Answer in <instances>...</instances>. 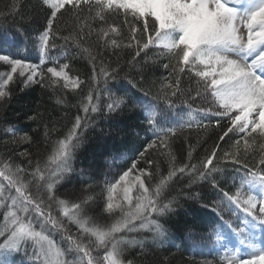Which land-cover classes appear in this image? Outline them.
I'll return each mask as SVG.
<instances>
[{
    "label": "snow or ice",
    "instance_id": "snow-or-ice-1",
    "mask_svg": "<svg viewBox=\"0 0 264 264\" xmlns=\"http://www.w3.org/2000/svg\"><path fill=\"white\" fill-rule=\"evenodd\" d=\"M38 7L46 14V26L38 37L41 64L47 58L53 28L58 18L71 13L79 20L81 13L87 12L91 19L106 23L107 15L115 14L119 17L122 10V25H127L129 29L128 42L123 46L131 48L134 42L138 49L133 60L140 56L141 51L155 46L162 50L161 55L168 58L169 62L164 63L163 67L171 68V72L178 75L174 82L162 85L152 100L140 101L137 105V101L128 97L126 90L120 89L115 83L119 78L117 70H106L99 53L90 57L93 64V83L89 85L78 104L84 116L77 114L74 117L65 136L54 143L44 168L39 162L31 173L23 167H13L10 163L0 166V178L7 182L5 185L0 181V207L6 209L3 217L5 228L0 231V264H9L8 257L12 253L18 254L22 248L27 254L28 247L33 249V256L39 264H133L130 260L124 261L125 252L137 245L143 248L144 242L134 237L129 239L127 234L147 230L152 233L154 242L163 244L168 238V228L165 225L170 222L171 215L178 206L177 197L168 196L171 184L176 178L188 176L189 184L208 181L213 188H219L216 174H221L218 166L221 160L240 165L244 170L242 175L233 178L234 183L239 181L237 192L232 195L223 192V196L230 203L243 207L246 217L251 218L247 223L236 225L233 231L248 240L245 230L251 232L256 227L264 230V0H38ZM13 9L16 10L15 5ZM245 30L246 38L243 35ZM17 31L21 32L23 29ZM110 33L116 37L123 35L121 26L113 24L96 30L97 41L103 48L119 49L121 40L109 38ZM90 35L91 29L85 33L81 28L79 39H63L71 38L79 44L80 39ZM0 38L6 39L7 33H0ZM98 57L101 65L99 74L104 78V92L108 93V102L103 106L100 104L101 94L97 91ZM0 62L10 68V71L0 72V100L5 102L10 96L8 85L16 74L20 78L22 91L33 83L52 87L60 80L64 81L63 88L75 91L85 83L79 77L68 75V63H62L58 68L48 67L46 73L51 74L49 77L40 69V65L10 55L0 54ZM186 71L197 78L201 87L197 89L196 96H189L185 103L201 96L206 99L210 96V106L198 111L219 117L220 119L214 122L217 127L223 120L228 121L229 126L222 131L220 141H225L226 137L239 138L232 146L235 151H224L223 157H220L217 144L199 164L191 163L192 146L189 145L188 162L177 165L169 143V138L175 137L177 132V128L172 125L179 124L180 127L191 128L192 123L185 122L182 115L174 113L175 102L172 98H178L179 74ZM109 80L113 81L111 87L108 86ZM46 81L50 82L45 83ZM112 88H115L117 93L123 91L124 94L113 95ZM144 95L149 93L145 92ZM161 99L163 104L153 102ZM57 102L65 101L58 99ZM127 103L141 108L140 117L154 135V139L147 143L139 155L144 156L148 149L159 146L166 150L162 155L169 157V168L167 175L160 176L158 182L153 185L146 181L152 180L151 169L156 162L149 159L146 161L148 167L138 168L137 162L134 161L114 182L106 181L104 211L118 215L113 216L109 225H97L84 214L83 205L92 199L91 196L69 204L68 201L55 197L54 186L62 179L71 178L75 149L82 142L81 130L87 126L89 114L103 115L106 110L111 116L121 105L126 106ZM29 119L35 120L36 117ZM211 123L212 121L203 125L197 123L196 127L206 128ZM6 131L18 143L31 142L32 138L27 134L17 139V129L14 127H9ZM44 135H49L47 125ZM257 138L261 141L258 158L254 155L249 160L247 152L241 156V140L247 149L256 143ZM29 164L31 165V161ZM52 165L54 167H49ZM239 171L240 169H237V172ZM134 172L138 174L133 175ZM83 173L82 169L81 174ZM156 173L159 174L158 164ZM27 175H31L33 179L26 180ZM40 181H44L43 187L48 194L47 203L39 196ZM33 182L38 186L35 197L27 192ZM6 187L9 192L14 189L16 195L6 196ZM241 189L255 194L242 197ZM133 190L137 193L134 197ZM118 191L123 193L122 198L114 202V193ZM53 204L59 208L63 217L78 226L81 234H87V244L70 234L64 223L54 217ZM35 217L39 218L38 227ZM224 227L222 223L221 230ZM61 229L65 230L64 238L68 241L66 249L51 236V231ZM250 247L252 250L248 258L228 254L227 264H264V244L256 248L255 243L250 242ZM94 248H103L106 253L102 258H97L92 254Z\"/></svg>",
    "mask_w": 264,
    "mask_h": 264
},
{
    "label": "trees",
    "instance_id": "trees-1",
    "mask_svg": "<svg viewBox=\"0 0 264 264\" xmlns=\"http://www.w3.org/2000/svg\"><path fill=\"white\" fill-rule=\"evenodd\" d=\"M14 5L16 10L13 9ZM122 21V10L119 17L115 14L107 15L106 23L91 19L87 12L81 13L79 20L71 13H66L57 19L45 59L47 62L44 61V63L49 66H53V63H58V65L68 63L70 65L69 69H66L68 75L73 78L79 77L85 83L75 91L63 88V84L60 82L52 87L33 83L22 91L20 78L15 76L8 87L10 96L6 98V102L0 100V166L10 163L13 167H23L28 173H31L39 162L40 166L44 168L54 143L65 136L77 114L84 116L78 104L81 97L86 94L89 85L93 83L91 81L93 68L91 56H96L99 53L103 58V67L106 70L109 72L113 69L117 70L119 78L115 83L119 85L120 89L126 90L127 96L134 98L137 105L140 101L152 100L161 90L162 85L177 79L178 74L172 73L171 68L163 67V64L169 61L166 56L161 55L162 50L149 47L141 51L140 56L133 60L138 49L134 42L131 48L123 46L128 42L129 29L127 25H122ZM129 22H131L130 16ZM113 24L121 26L123 35L116 37L115 34L110 33L109 38L121 40V47L119 49L103 48L97 41L96 30ZM45 26L46 14L40 11L38 0H0V33L6 32L7 37H12L14 42L10 49L13 50L12 53L16 55V58L40 63V60H35V58L40 56L38 37ZM81 28L85 33L91 29V35L80 39L79 44L71 38L63 39V37L79 39ZM18 29H23V31L18 32ZM4 42L5 39L0 38V46H4ZM53 44L55 47H51ZM84 49H88V51H84ZM60 53L65 55L62 63L57 62ZM100 67L98 57L96 69L99 85L97 91L101 94V100H106L108 93L104 92V78L99 74ZM3 71V68H0V72ZM179 78L180 93L178 98H172L175 102L174 113L181 115L182 112L188 110L202 117L200 124L203 125L208 121H212V123L206 128H197L196 125H192L191 128H178L177 124L172 125L177 128V132L175 137L169 138V143L172 154L176 157V164L188 162L189 145L192 146L191 163L195 164H199L217 144L220 157H223L224 151H235L236 149L232 146L239 137L231 139L226 137L225 141L219 140L222 131L229 126L228 121L223 120L217 127L214 122L220 119L219 117L208 116L198 111L200 108L210 106V96L207 99L201 96L185 103L189 96H196L197 89L201 87L197 83V78L187 71L184 74H179ZM112 84L113 81L109 80L108 86L111 87ZM133 85L136 86L133 87ZM112 90L116 91L115 88ZM145 92H148L149 95L145 96ZM123 94V91L116 93V95ZM58 99L65 102L58 103ZM153 102L163 104L162 99ZM140 113L141 108L134 107L132 103H127L126 106L121 105V108L111 116L106 113V110L103 115L90 113L88 122H86L87 126L81 130L82 142L75 149L74 171L70 173L71 178L62 179L54 186L55 197L64 199L69 204L91 196L92 199L83 205L84 213L97 225L111 224L113 219L110 221L109 218L118 215V213L109 214L104 211L102 190H104L103 185L106 180L101 175L92 178L84 177L80 175L82 169L102 172L103 169L110 168L112 174L109 178L115 180L123 171L130 168L134 161L137 162L138 168H146L148 167L146 161L150 159L156 163L151 169L153 178L146 183L154 185L160 176L167 175L169 157L162 155L166 152L165 149L157 146L148 149L144 156L139 155L151 141L152 135V131L141 119ZM33 116L36 117L35 120L29 119ZM45 125L49 129L47 137L44 135ZM9 127L17 129V139L19 136L27 134L32 138L31 142H16L6 131ZM260 143V139L257 138L255 144L245 149L243 140H241L240 155L243 156L247 152L249 160L254 155L258 158ZM29 161H31V165ZM157 164L159 165V174L156 173ZM218 166L221 169V174H216L219 188H213L208 181L189 184L188 176L175 179L168 192L169 198L176 196L178 200V206L175 208L174 214L171 215L170 222L165 225L168 228L169 240L160 244L153 241L150 232L133 233L134 238L146 241L143 248L139 245L128 248L123 257L125 262L130 260L133 264H226L215 254H207L203 247L209 245V235L214 226L217 227L222 220L227 218L221 202L224 198L223 192L233 194L235 186L232 179L237 173V169L244 170L240 165L232 164L230 161L225 163L221 160ZM25 179L32 180L33 178L31 175H27ZM43 185L44 181H40L39 196L47 203L48 194ZM37 188V184L33 182L29 185L27 192L35 197ZM52 211L54 217L64 223L65 229L70 234L79 238L83 243H88L87 234H81L78 226L63 217L55 204H53ZM0 231L2 230L0 229ZM53 231L59 236L55 240L60 241L59 245L66 249L68 241L64 238L65 230ZM105 253L106 250L103 248H94L92 254L97 258H102Z\"/></svg>",
    "mask_w": 264,
    "mask_h": 264
},
{
    "label": "rangeland",
    "instance_id": "rangeland-1",
    "mask_svg": "<svg viewBox=\"0 0 264 264\" xmlns=\"http://www.w3.org/2000/svg\"><path fill=\"white\" fill-rule=\"evenodd\" d=\"M243 35L246 38V30L244 31ZM9 44H11V40L8 41ZM63 53L60 56L59 61L63 60ZM45 61V60H44ZM47 62V61H45ZM31 63V62H30ZM49 64V63H46ZM43 67H45V73H46V69L48 67H59L58 63H53V66H49V65H45V63L40 65V68L43 69ZM0 68H3V72H7L10 71V68L8 65L4 64L3 62H0ZM47 76H50L51 74H47ZM18 76V74L14 75ZM60 83H64L63 80L59 81ZM58 82V83H59ZM11 83V82H10ZM10 85V84H9ZM8 85V87H9ZM113 95H116V91L112 90ZM108 96V94L106 95ZM108 97L106 100H101L100 104L103 105L105 103H107L108 101ZM184 121L188 122L190 120V118L188 116H184ZM54 166V165H53ZM112 174V170L110 168H105L103 169L102 172L99 171H84L83 174L80 175L84 176V177H95L98 175H101L103 179H105L107 182H114L115 180H110V175ZM138 173H133V175H136ZM239 176V175H238ZM0 181H2L5 185H7L6 181H3V178H0ZM105 181V182H106ZM237 183V187H236V192L238 190L239 187V181L236 180V182L234 184ZM104 190H102V196H103V207L105 206L106 203V192H105V183L103 185ZM235 192V193H236ZM247 194H255L253 193H249L246 189H241V195L246 196ZM5 195H16L14 189L11 190V192L8 191L7 187L5 190ZM123 193L122 192H117L114 193V202H117V200L119 198H122ZM133 197L135 195H137V193L135 192V190H133L132 192ZM222 206L226 209V212L228 213V216L230 218V220H226L225 222H223V224L225 225L224 229L221 230V226L219 228H217L215 231H213V233H211V235L209 237H211V239H209V245L208 246H204L203 250L206 251L207 254H210L212 251V249L214 248L213 252H221V254L226 258H228V254H238L240 257L242 258H248L250 252H251V247H250V242H254L255 243V247L259 248L262 244H264V230H261L260 227H256L253 231L251 232H247V235L249 237L248 240H245L244 236L239 235L237 232L233 231V229H235L236 225L238 224H243V223H247L248 220H250V217H246V213L243 210V207L235 204V203H230L227 198L222 200ZM6 213V209L4 207H0V229L4 230L5 228V221L3 219L4 215ZM85 214V213H84ZM115 214V213H114ZM86 216H88L87 214H85ZM110 221L113 219V216L109 218ZM37 227L39 224V218L35 217L34 218ZM79 229V228H78ZM142 232H148L147 230H142ZM133 233H128L127 236L129 239L133 238L134 236H132ZM51 236L52 238L55 240L57 238H59L58 234L55 233L54 231H51ZM142 238V237H139ZM137 239V238H135ZM137 240H142L143 242H145V239H137ZM169 240V238L165 239L164 242H167ZM56 241V240H55ZM58 244L60 243V241H56ZM163 242V243H164ZM214 242V243H213ZM197 248V246H196ZM227 258L225 260H227ZM9 264H39V262L36 261V258L33 256V249L31 247H28L27 249V254H25V249H21V251L17 254V253H12L9 257Z\"/></svg>",
    "mask_w": 264,
    "mask_h": 264
}]
</instances>
